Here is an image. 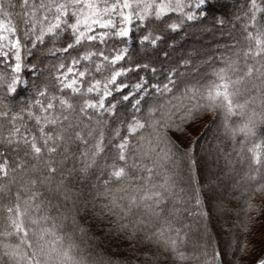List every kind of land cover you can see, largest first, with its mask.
Returning <instances> with one entry per match:
<instances>
[{"label": "snow or ice", "instance_id": "1", "mask_svg": "<svg viewBox=\"0 0 264 264\" xmlns=\"http://www.w3.org/2000/svg\"><path fill=\"white\" fill-rule=\"evenodd\" d=\"M214 7L0 0V264H242L233 229L264 219V0L212 16L236 35L203 69L152 58Z\"/></svg>", "mask_w": 264, "mask_h": 264}, {"label": "trees", "instance_id": "2", "mask_svg": "<svg viewBox=\"0 0 264 264\" xmlns=\"http://www.w3.org/2000/svg\"><path fill=\"white\" fill-rule=\"evenodd\" d=\"M233 2H227L224 0H210V3L215 5V7L211 10L210 15L207 19H203L198 23H190L183 31H177L174 34L165 35L164 40L160 43L159 48L156 52L152 54V58L157 61L158 64L162 63L164 65L172 64L175 65L181 60H190L191 67L181 66L179 71L181 73L187 72L189 75L192 74L194 69H203L204 61L212 56H220V49L223 45L231 43L228 39L229 35L235 36L236 33L232 30L231 33L225 34L222 32V28L216 26L212 20L213 15L221 16V15H229L233 11ZM232 4V5H231ZM231 25L230 23L225 24ZM224 26V27H225ZM223 33V37L221 36ZM130 47H132L135 51V45L130 42ZM162 52H167V57L161 55ZM173 54V57L169 55ZM216 53L215 55H213ZM227 54L226 52L224 53ZM45 63H50V61H45ZM191 69L190 71H186V69ZM241 123V120L237 119L234 121V126H238ZM220 121L217 120L215 124H212L209 130H207V135L211 128H218ZM205 135V137L207 136ZM204 137V138H205ZM237 167H239L237 165ZM226 191L227 195L231 194L228 190L227 184H222L220 191ZM259 200V199H257ZM242 201V200H241ZM232 200V204L228 205V207H244L243 201ZM260 201V200H259ZM241 202V203H240ZM255 203L261 207H264L260 204V202ZM254 219L250 225V229L247 233L243 232L240 229H233L235 233L239 236L241 241L246 240L248 237H251V241H255L253 239V235L255 233V229L260 226L262 228L263 220L261 218H255L256 213L252 214ZM240 219H244L243 213L240 215ZM228 221V223H225ZM236 221V213L232 212L230 215L226 213L224 216L220 218V222L222 225L227 228L231 223ZM250 240V239H249ZM255 245L252 242H247V250ZM246 251L238 253V255L242 258H246Z\"/></svg>", "mask_w": 264, "mask_h": 264}, {"label": "rangeland", "instance_id": "3", "mask_svg": "<svg viewBox=\"0 0 264 264\" xmlns=\"http://www.w3.org/2000/svg\"><path fill=\"white\" fill-rule=\"evenodd\" d=\"M227 1L228 3L231 2L232 0H224ZM232 5V4H231ZM223 33H231L232 32V26L231 25H226L225 27L222 28ZM214 53L213 55H215ZM171 58L173 57V54H170ZM182 61V60H181ZM191 69H186V71H190ZM204 123H208V119L206 118L204 120ZM209 130V128H208ZM207 135V134H206ZM205 137V136H204ZM223 141V136L221 133V130L219 128H211L208 135L203 138V143H205V146L209 149H212V154L208 157L209 160H215V152H214V146L217 145L218 142ZM225 161L223 159L220 160V166H221V171H218L215 167V165H211L213 168V172L215 173L216 176H219L220 178V185L213 191L212 195L215 196H220L224 197L226 200L231 199V194H226L227 192L221 190L222 184H227L228 190L233 184L232 178L227 174V168L224 167ZM238 179V177L236 178ZM242 202V201H241ZM240 202V203H241ZM256 202H260L259 200H256ZM264 206V204H260ZM221 218V217H220ZM220 218L218 221L214 220V223L216 225V228L219 230L221 225L223 223L220 222ZM264 224V220L262 221ZM224 227V226H223ZM255 239V241H251V237L247 238V242H252L255 245H252L246 252V258H242V264H256V261L258 259L264 258V228H260L258 226L257 229H255V233L252 237ZM250 239V240H249Z\"/></svg>", "mask_w": 264, "mask_h": 264}]
</instances>
